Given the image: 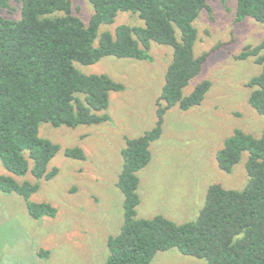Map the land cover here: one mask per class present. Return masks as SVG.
Segmentation results:
<instances>
[{"label": "trees", "instance_id": "1", "mask_svg": "<svg viewBox=\"0 0 264 264\" xmlns=\"http://www.w3.org/2000/svg\"><path fill=\"white\" fill-rule=\"evenodd\" d=\"M9 0L0 7L9 9ZM93 15L88 25L72 12L70 0H18V19L0 16V163L9 176H0V192L21 197L32 220L54 218L56 209L32 203L40 181H50L48 170L59 147L39 137V127L74 129L110 121L111 93L124 87L106 75H84L76 64L91 66L103 58L150 62L152 43L170 47L172 61L157 102V122L141 137L126 140L116 187L122 194L123 222L107 241L105 264H149L158 252L176 250L206 264H264V128L260 138L236 130L216 154L223 173H231L247 154V184L241 191L219 185L208 188L205 202L193 222L175 224L161 216L138 219V172L151 161L150 146L162 134L163 117L174 107H198L210 83L198 84L188 96L183 90L202 70L205 55L194 56V22L206 0H88ZM225 4L227 0H219ZM237 22L251 19L264 25V0H235ZM119 13L137 16L143 27L119 26L114 35L102 25L114 23ZM99 38L98 46H95ZM264 39L237 57L256 58L261 72L247 84L248 103L264 116ZM68 159L83 161L79 148L66 149ZM30 175L35 183L13 177Z\"/></svg>", "mask_w": 264, "mask_h": 264}, {"label": "rangeland", "instance_id": "2", "mask_svg": "<svg viewBox=\"0 0 264 264\" xmlns=\"http://www.w3.org/2000/svg\"><path fill=\"white\" fill-rule=\"evenodd\" d=\"M72 12L88 25L93 9L88 0H70ZM208 10L194 22L197 40L194 56L205 55L201 72L183 90L188 96L200 83L210 89L202 103L186 112L174 107L163 117L162 134L150 146L151 161L138 172V219L161 216L175 224L193 222L205 202L208 188L219 185L241 191L247 184L243 154L231 173L219 170L216 154L236 130L260 138L264 116L249 105L248 82L261 72L256 58L237 60L264 39V25L251 19L237 22L236 2L206 0ZM0 7V16L18 19V0ZM143 27L137 16L119 13L114 23L102 25L114 35L119 26ZM99 38L95 41L98 46ZM170 47L152 43L150 62L103 58L91 66L76 64L84 75H106L124 90L111 93L108 123L74 129L39 127V137L59 147L48 170H57L50 181H40L32 203H46L56 209L54 218L32 220L24 200L0 192V264H105L107 241L115 237L123 222V197L116 187L122 169L121 151L126 140L141 137L157 122V102L165 73L172 61ZM264 56V51L260 53ZM79 148L85 159L64 155ZM0 176H9L0 163ZM18 183L35 180L27 175L13 177ZM149 264H206L176 250L158 252Z\"/></svg>", "mask_w": 264, "mask_h": 264}]
</instances>
